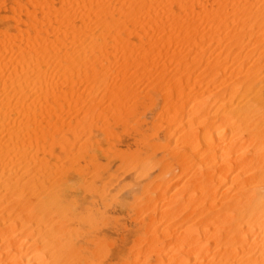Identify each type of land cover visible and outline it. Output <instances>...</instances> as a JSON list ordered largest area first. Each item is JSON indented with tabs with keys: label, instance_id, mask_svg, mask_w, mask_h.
Here are the masks:
<instances>
[{
	"label": "bare ground",
	"instance_id": "bare-ground-1",
	"mask_svg": "<svg viewBox=\"0 0 264 264\" xmlns=\"http://www.w3.org/2000/svg\"><path fill=\"white\" fill-rule=\"evenodd\" d=\"M0 264H264V0H0Z\"/></svg>",
	"mask_w": 264,
	"mask_h": 264
},
{
	"label": "rangeland",
	"instance_id": "rangeland-1",
	"mask_svg": "<svg viewBox=\"0 0 264 264\" xmlns=\"http://www.w3.org/2000/svg\"><path fill=\"white\" fill-rule=\"evenodd\" d=\"M113 167H114V164L112 163V165H111V162H110V165H109V168H110V170L111 169H113ZM123 215H121V216H118V214H114V217L116 218L117 217V223H120V221L119 220H121V222H126V218L123 216ZM119 218V219H118ZM113 235H109V239H110V242L111 243H114V245H117V242H116V240H115V238H114V236L112 237ZM112 238V239H111ZM113 245V244H112Z\"/></svg>",
	"mask_w": 264,
	"mask_h": 264
}]
</instances>
